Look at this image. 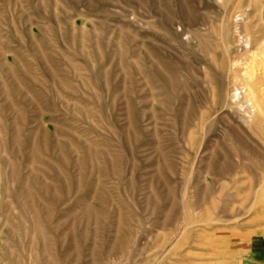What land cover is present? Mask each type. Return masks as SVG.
Here are the masks:
<instances>
[{"label": "rangeland", "instance_id": "374dc122", "mask_svg": "<svg viewBox=\"0 0 264 264\" xmlns=\"http://www.w3.org/2000/svg\"><path fill=\"white\" fill-rule=\"evenodd\" d=\"M263 3L0 0V264H264Z\"/></svg>", "mask_w": 264, "mask_h": 264}, {"label": "bare ground", "instance_id": "6f19581e", "mask_svg": "<svg viewBox=\"0 0 264 264\" xmlns=\"http://www.w3.org/2000/svg\"><path fill=\"white\" fill-rule=\"evenodd\" d=\"M56 1V0H55ZM252 2H253V0H252ZM57 4V3H56ZM264 4V3H263ZM261 7H264V6H261ZM252 8V7H251ZM260 8V7H259ZM259 8H258V10H259ZM253 9V8H252ZM248 10H249V8H248ZM256 11H257V9L255 10V12H254V14L256 13ZM224 12V11H223ZM252 14H253V12H251ZM242 14V13H241ZM244 14V13H243ZM245 15V14H244ZM251 14H248V15H246L245 17H249ZM242 17H243V15H241ZM253 18H254V16H253ZM227 19V18H226ZM249 18H247V20H248ZM251 20V19H250ZM249 20V25H248V21H246L247 22V25L249 26V30H246L245 29V33H243L242 34V32L240 31V42L241 43H243V44H245V46H244V48H243V50H242V53H241V57L245 60V63H244V67H243V73H241L240 75L241 76H239V77H241L242 79H239V80H242L243 81V83H244V85H245V87L247 88V92H248V94H250L251 96V100H250V102H251V105H264V101H263V103L262 104H258L259 102H258V100H257V98H256V95L255 94H253V93H256V92H254V90H253V88H254V84H256V83H254V76H253V72H256L257 71V66H258V64H259V62L261 63V65L263 64V66H264V8H261L259 11H258V13L256 14V19L255 20H257V21H250ZM244 21V22H245ZM241 23V22H240ZM260 23V24H259ZM19 24V23H18ZM244 23H242V26L244 27V25L246 24H244ZM20 25V24H19ZM260 25V26H259ZM246 26V25H245ZM240 28V27H239ZM246 28V27H245ZM204 29V28H203ZM220 29H221V27H220ZM238 28H236V30H237ZM232 30V29H231ZM242 30V29H241ZM238 31H239V29H238ZM237 32V31H236ZM239 36V35H238ZM235 41V40H234ZM236 43V42H235ZM238 43V42H237ZM223 45V44H222ZM239 45V44H238ZM255 49V51L254 50H252V49ZM1 50V49H0ZM238 51V50H237ZM240 55V54H239ZM238 56V55H237ZM233 57V56H232ZM69 58V57H68ZM241 59V58H240ZM69 61V60H68ZM232 61V60H231ZM258 63V64H257ZM240 64H242V63H240ZM256 64H257V66H256ZM41 65H43V64H41ZM71 66V65H70ZM110 67V66H109ZM262 67V66H261ZM11 68V67H10ZM238 68H239V66H238ZM23 69V68H22ZM241 69V68H240ZM25 70V69H24ZM157 70V69H156ZM234 70H236L235 68H234ZM239 69H237V72H239L238 71ZM242 70V69H241ZM261 70V69H260ZM262 71H263V69H262ZM30 72V71H29ZM33 72V71H32ZM261 72V71H260ZM256 73H258V72H256ZM261 73H263V72H261ZM264 74V73H263ZM263 74H261V75H263ZM237 76V77H238ZM258 76V75H257ZM220 77V76H219ZM262 77V76H261ZM261 77H259V78H261ZM263 77H264V75H263ZM258 78V79H259ZM223 79V78H222ZM53 80V79H52ZM235 81V80H234ZM259 81V80H258ZM261 81V80H260ZM236 82H237V80H236ZM40 83V82H39ZM51 83V82H50ZM52 83H54V82H52ZM51 83V84H52ZM58 83V82H57ZM62 83V84H61ZM61 83H59V84H61V85H63V81L61 82ZM257 83H259V82H257ZM262 83V81L260 82V84ZM58 84V85H59ZM237 84V83H236ZM239 84V83H238ZM264 84V83H263ZM262 84V85H263ZM235 85V84H234ZM244 85H243V87H244ZM54 86V85H53ZM64 86V85H63ZM259 85H257V87H258ZM261 86V85H260ZM61 87V86H60ZM234 87H236V86H234ZM56 88V87H55ZM238 88V87H237ZM245 88V89H246ZM59 89V88H58ZM67 89V88H66ZM257 89V88H256ZM63 90V89H62ZM236 90V89H235ZM243 90H244V88H243ZM260 90V89H259ZM264 90V89H263ZM231 91H232V89H231ZM61 92V91H60ZM229 92H230V90H229ZM237 93V92H236ZM238 93H240L239 91H238ZM247 94V95H248ZM260 94H262V93H260ZM62 95V94H61ZM236 95V94H235ZM241 95V97H242V94H240ZM246 95V94H245ZM240 97V98H241ZM70 98V97H69ZM244 98V97H243ZM238 99H239V97H238ZM262 99H264V97H262ZM233 100V99H232ZM239 101V100H238ZM241 101H243V100H241ZM249 101V100H248ZM234 102V101H233ZM244 103H246V102H244ZM237 104H239V103H237ZM249 104V103H248ZM235 105V104H234ZM240 105V104H239ZM243 105V104H242ZM247 106V105H246ZM249 106V105H248ZM257 107V106H256ZM245 109H247V107L245 108ZM259 110H260V108H259ZM254 111H256L255 109H254ZM242 112V111H241ZM245 112L243 111V114H244ZM252 113V112H251ZM251 113L249 112V116H251ZM242 115V114H241ZM263 116V115H262ZM247 117V116H246ZM11 119V118H10ZM250 119V118H249ZM243 120H245V119H243ZM247 121H249V120H247ZM246 121V122H247ZM244 122V121H243ZM242 122V123H243ZM249 123V122H248ZM247 123V124H248ZM249 125V124H248ZM3 126V125H2ZM250 126V125H249ZM252 126V125H251ZM244 127H245V125H244ZM248 128V127H247ZM253 128V127H252ZM248 129H250V128H248ZM255 129V128H254ZM253 130V129H252ZM1 131V130H0ZM55 132V131H54ZM236 132V131H235ZM238 132V131H237ZM253 132V131H252ZM25 134V133H24ZM46 134V133H45ZM264 134V133H263ZM54 135H55V133H54ZM236 135V134H235ZM44 137V136H43ZM238 137H239V135H238ZM247 138V137H246ZM43 140V139H42ZM235 140V139H234ZM5 141V140H4ZM46 141V140H45ZM48 141V140H47ZM41 142V141H40ZM235 142V141H234ZM246 143V142H245ZM240 144V143H239ZM22 145V144H21ZM41 145H44V144H41ZM45 145H46V143H45ZM238 145V144H237ZM34 146H36L35 144H34ZM47 146V145H46ZM239 146V145H238ZM241 146V145H240ZM40 147V146H39ZM48 147V146H47ZM50 147V146H49ZM37 148V147H36ZM254 148V147H253ZM43 149V148H42ZM258 149V148H257ZM251 151H252V149H250ZM256 150V149H255ZM254 150V151H255ZM47 151V150H46ZM260 151V149L258 150V152ZM43 152V151H42ZM41 154H43V153H41ZM49 155V154H48ZM247 155H249V153L247 154ZM263 155V154H262ZM44 157V156H43ZM48 157V156H47ZM263 158H264V155L262 156ZM259 158H261V157H259ZM259 158H258V161H259ZM262 158V159H263ZM250 159H251V157H250ZM46 161H47V159H45ZM256 160V159H255ZM251 161H252V159H251ZM254 161V160H253ZM262 161V160H261ZM254 163V162H253ZM256 163V162H255ZM261 163V162H260ZM65 164V163H64ZM261 165V164H260ZM262 166H263V164H262ZM44 170V169H43ZM40 177V176H39ZM10 178V177H9ZM257 193V192H256ZM36 201V200H35ZM37 211V210H36ZM38 212V211H37ZM38 215V214H37ZM5 223V222H4ZM10 224V223H9ZM41 228V227H40ZM42 230V229H41ZM78 241V240H77ZM46 244V243H45ZM13 251V250H12ZM30 254H31V252H30ZM29 254V255H30ZM41 254V253H40ZM48 255V254H47ZM47 258V257H46ZM30 259H31V257H30ZM51 260V259H50Z\"/></svg>", "mask_w": 264, "mask_h": 264}]
</instances>
